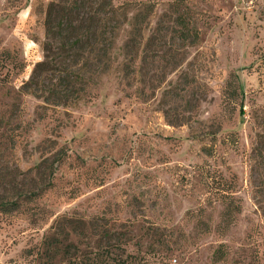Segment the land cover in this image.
Returning <instances> with one entry per match:
<instances>
[{
  "label": "rangeland",
  "instance_id": "1",
  "mask_svg": "<svg viewBox=\"0 0 264 264\" xmlns=\"http://www.w3.org/2000/svg\"><path fill=\"white\" fill-rule=\"evenodd\" d=\"M53 1L0 0V264H264V0H111L67 107L21 89Z\"/></svg>",
  "mask_w": 264,
  "mask_h": 264
},
{
  "label": "trees",
  "instance_id": "2",
  "mask_svg": "<svg viewBox=\"0 0 264 264\" xmlns=\"http://www.w3.org/2000/svg\"><path fill=\"white\" fill-rule=\"evenodd\" d=\"M115 13L116 9L111 0H57L51 2L47 7L43 21L45 31V39L42 42L43 58L34 64L28 79L22 83L21 89L52 106H73L80 101L83 93H86L88 82L83 80L79 66L85 60L95 59L97 51L95 47L98 44L99 32L101 30L104 34L107 33L104 23L108 24L110 21L108 16ZM107 51H105L104 57H107ZM7 55L10 57L11 54L7 52ZM107 59L110 60V57ZM231 86V81H227L226 87L230 88L229 91L232 92V95L237 96L242 93L241 90L239 91L240 86L233 88ZM242 114V106H240L239 115ZM257 153L262 156L261 150L258 149ZM17 207L16 201L10 204L1 203L0 211L9 212ZM86 225L87 223L82 219L60 216L52 226L55 231L44 239L43 246L49 249L62 245L64 246L62 251L65 253H69L71 249V254H77L80 251L86 253L87 250H81L75 241L70 240L63 243L59 239V233L66 229L79 236V233L75 232L79 228H85ZM93 250L95 251H90L91 253L87 251L88 254L85 257L81 258L78 255L77 263L109 264L111 258H107L108 255L104 254V246L98 244ZM106 252L110 254L109 251Z\"/></svg>",
  "mask_w": 264,
  "mask_h": 264
}]
</instances>
